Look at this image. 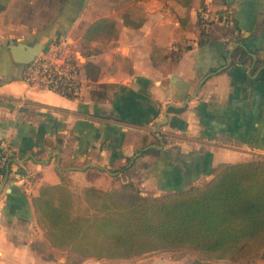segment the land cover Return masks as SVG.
Here are the masks:
<instances>
[{"label":"crops","instance_id":"obj_1","mask_svg":"<svg viewBox=\"0 0 264 264\" xmlns=\"http://www.w3.org/2000/svg\"><path fill=\"white\" fill-rule=\"evenodd\" d=\"M132 4L141 17L130 16L132 7L116 15L108 0H0V152L9 144L11 160L3 185L0 177V264H190L193 255L182 250L92 254L90 238L56 247L36 221L32 198L54 185L74 209V190L98 185L101 171L157 195L264 154V0H205L204 7L230 15L210 24L195 7L182 21L180 0ZM114 13L109 66L89 58L102 78L87 77L79 50V95L24 81L10 43L45 44L65 32L76 46L92 23ZM201 37L209 40L199 45ZM260 247L254 264H264Z\"/></svg>","mask_w":264,"mask_h":264},{"label":"trees","instance_id":"obj_2","mask_svg":"<svg viewBox=\"0 0 264 264\" xmlns=\"http://www.w3.org/2000/svg\"><path fill=\"white\" fill-rule=\"evenodd\" d=\"M180 2L186 7L182 21L191 7L205 6V0ZM208 40L201 37L198 44ZM131 187L132 181L123 182L113 199L102 204L118 214L115 231L110 215L105 221V235L118 252L182 250L193 255L190 264H236L251 243L264 245V158L223 163L203 184L157 195L129 191ZM32 203L52 245L67 248L78 236L91 234L96 213L74 214L70 197L54 185L42 186Z\"/></svg>","mask_w":264,"mask_h":264},{"label":"rangeland","instance_id":"obj_3","mask_svg":"<svg viewBox=\"0 0 264 264\" xmlns=\"http://www.w3.org/2000/svg\"><path fill=\"white\" fill-rule=\"evenodd\" d=\"M108 2L114 4L116 15L117 12H121L122 10H125L126 7L133 10V18L141 17L142 11H140V7H136V5L132 4V0H108ZM131 3V4H130ZM135 4V3H134ZM130 11V9H127ZM115 13L111 15H107L102 17L101 19L96 20V22L92 23L89 28L84 33V39L80 40L76 46H74L75 50L82 53L81 55L86 60L85 64L83 65L84 69H86L88 73V78L92 81L95 80V78H102V74L100 71H97L98 65H92L89 61V58H97V60H103L105 64H110L112 53H110L111 49L116 43V31H115ZM62 35H65V32L58 34V40L59 41ZM95 35H99V38H96L94 40H90L94 38ZM54 41V42H56ZM106 51H109L110 57L107 58L105 55ZM100 69V68H99ZM91 75V76H89ZM111 75L107 74L105 72L104 78H110ZM117 78L118 76L115 75ZM93 78V79H92ZM106 84V83H105ZM99 83L97 84V86ZM153 153V152H152ZM250 158H264V154H252ZM153 160V159H151ZM63 173L59 175L62 177ZM95 176L92 174H88L87 178L88 181H91L94 179ZM98 179L100 181L98 182V185H93L92 183H89L87 186L84 187L82 190L85 194L86 199H83L84 194H82V191L80 193V190H74V197L76 199L75 201V207L74 212H85V213H96V215L93 217V227L92 232L88 236H78L74 241L78 242L79 240H86L87 238H90L92 241V245L88 247V252H91L92 254H102V253H109L112 252L114 248L109 247V245L112 244V240L110 237H107L105 235V229L107 227V224L105 223L107 216H111L112 222L114 221L113 226L111 227L112 231H115L116 228V221L115 218L118 217V214L115 215V210L112 211L107 208H103V205L105 201L112 200L115 196V191H118L121 187L118 181L112 182L108 172L104 173L101 171V174H97ZM120 180V179H118ZM129 191H145L141 185L133 184V187L128 188ZM101 207V208H99ZM111 222V223H112ZM79 241V242H80ZM262 247H256V242L251 243L249 249L246 251V254L242 257L240 262H235L236 264H250L251 262L255 263L256 257L261 251Z\"/></svg>","mask_w":264,"mask_h":264},{"label":"built area","instance_id":"obj_4","mask_svg":"<svg viewBox=\"0 0 264 264\" xmlns=\"http://www.w3.org/2000/svg\"><path fill=\"white\" fill-rule=\"evenodd\" d=\"M198 20L203 24L228 22L227 14L211 11L207 7L198 9ZM23 79L28 84L49 88L62 94L79 95L83 88V76L74 44L64 37L47 44L30 62L23 64ZM9 153V144H4L0 152V177L9 159Z\"/></svg>","mask_w":264,"mask_h":264},{"label":"water","instance_id":"obj_5","mask_svg":"<svg viewBox=\"0 0 264 264\" xmlns=\"http://www.w3.org/2000/svg\"><path fill=\"white\" fill-rule=\"evenodd\" d=\"M51 40L49 41V43ZM47 45V43H42L39 41H36L34 43H26V42H16V43H10L8 45L10 55L13 61L17 63H28L30 62L39 52L43 50V48ZM165 121V120H163ZM11 160L8 159L6 162L5 168H4V174H3V180L2 185L6 181V178L9 173V167H10Z\"/></svg>","mask_w":264,"mask_h":264}]
</instances>
